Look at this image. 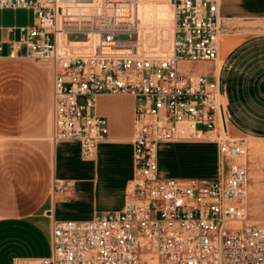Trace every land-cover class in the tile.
Instances as JSON below:
<instances>
[{"label": "built area", "instance_id": "2783aa9c", "mask_svg": "<svg viewBox=\"0 0 264 264\" xmlns=\"http://www.w3.org/2000/svg\"><path fill=\"white\" fill-rule=\"evenodd\" d=\"M89 2L0 0L1 9L35 15L18 38L0 39V58L52 65L54 143L79 140L82 156L91 158L108 134L99 95L136 100L134 175L124 206L90 219H55L52 254L39 264H264V218L250 210L247 139L229 133L219 80L190 67L218 59L227 31L221 0H171L173 50L161 56L141 50L140 0H104L79 16L75 4ZM164 142L216 143L217 176L160 177Z\"/></svg>", "mask_w": 264, "mask_h": 264}, {"label": "crops", "instance_id": "0c3cea01", "mask_svg": "<svg viewBox=\"0 0 264 264\" xmlns=\"http://www.w3.org/2000/svg\"><path fill=\"white\" fill-rule=\"evenodd\" d=\"M103 1L75 4L74 9L90 16L89 10ZM172 7L171 0H140L136 10L131 7L141 19L142 51L163 53L172 45ZM220 12L227 31L218 59L192 64L191 70L219 80L231 136L264 138V0H221ZM34 23L30 9L0 8V39H16L22 27ZM88 38L94 43L92 33ZM52 91L53 71L24 72L0 87V264H39L52 254L55 219L84 220L105 209H121L134 175L135 97L99 95L97 112L107 118L108 134L95 154L84 158L79 140L53 142ZM202 144L215 147L210 151ZM213 159L219 171L214 142H164L159 145V175L170 170L164 177L208 178L197 174Z\"/></svg>", "mask_w": 264, "mask_h": 264}, {"label": "rangeland", "instance_id": "374dc122", "mask_svg": "<svg viewBox=\"0 0 264 264\" xmlns=\"http://www.w3.org/2000/svg\"><path fill=\"white\" fill-rule=\"evenodd\" d=\"M121 37L127 38L128 35L123 34ZM170 47L171 44L165 51H163V53L167 52ZM149 53L152 55H158L154 52ZM159 56H161V54H159ZM206 66L210 70H213L214 68L209 64ZM32 71H50L52 73L53 70L48 63L43 61H36L27 58H20L17 60L0 58V87H7L8 83L17 81L21 77L22 73ZM252 140L254 142H252L253 144L250 145V142ZM252 140L247 139V144L249 147L248 158L250 163V210L253 218L262 219L264 218V138H254ZM200 146L202 149H207L210 151H212L215 147V145L213 144H202ZM217 171V161L213 159V161H209L206 169H201V172L198 173L197 176H206L208 178H213L216 177ZM168 172L171 171L169 170ZM168 172L163 171L160 177L169 176L170 173ZM194 175L195 174H190V176Z\"/></svg>", "mask_w": 264, "mask_h": 264}, {"label": "bare ground", "instance_id": "6f19581e", "mask_svg": "<svg viewBox=\"0 0 264 264\" xmlns=\"http://www.w3.org/2000/svg\"><path fill=\"white\" fill-rule=\"evenodd\" d=\"M173 41V40H172ZM172 50H173V42H172V45H171V47H170V49L167 51V52H164V53H157L158 55L159 54H161V55H167V54H170L171 52H172ZM155 55V54H154ZM252 142H254V141H251L250 142V145H252L253 143ZM255 193V192H254ZM260 194V193H259Z\"/></svg>", "mask_w": 264, "mask_h": 264}]
</instances>
